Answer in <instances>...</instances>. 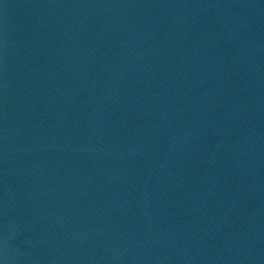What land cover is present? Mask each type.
I'll return each mask as SVG.
<instances>
[{"label":"water","instance_id":"water-1","mask_svg":"<svg viewBox=\"0 0 264 264\" xmlns=\"http://www.w3.org/2000/svg\"><path fill=\"white\" fill-rule=\"evenodd\" d=\"M42 0H0V85Z\"/></svg>","mask_w":264,"mask_h":264}]
</instances>
